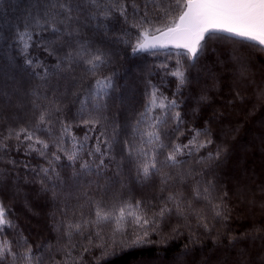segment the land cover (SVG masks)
I'll return each instance as SVG.
<instances>
[{"label": "snow or ice", "instance_id": "1", "mask_svg": "<svg viewBox=\"0 0 264 264\" xmlns=\"http://www.w3.org/2000/svg\"><path fill=\"white\" fill-rule=\"evenodd\" d=\"M128 52L164 55L163 78ZM262 56L264 0H0V193L50 210L35 234L0 197V264L157 244L163 264H264V220L229 223L234 197L264 208V167L244 159L264 153ZM230 107L255 117L236 143Z\"/></svg>", "mask_w": 264, "mask_h": 264}, {"label": "trees", "instance_id": "2", "mask_svg": "<svg viewBox=\"0 0 264 264\" xmlns=\"http://www.w3.org/2000/svg\"><path fill=\"white\" fill-rule=\"evenodd\" d=\"M10 14L14 15L15 13L11 12ZM264 58V56L260 57ZM132 61L137 69V73L140 70H143L145 75L148 72H151V76L154 83L159 82L163 78V73L159 70L155 65H158L162 61L165 60L164 55H160L158 57H153L147 53L137 54L133 56L130 52L126 54V59L122 60L121 63H126L127 61ZM165 80H170V77L164 78ZM125 86H127V82H125ZM174 85H169V88L166 89L170 93L172 89H174ZM143 85H140L139 88H134L132 92L129 93V96H135V100L133 103L136 107H139V102L141 100V92ZM227 90H225V95H227ZM220 102H223L222 100ZM187 103V101H186ZM217 111L224 112L225 109L217 108ZM260 111H264V107L258 105V111L256 115L260 114ZM211 113H209L210 115ZM226 118L235 122V121H243V126L241 127L239 135L236 136L235 139H231V143H236L237 140L241 139L247 127L251 126L252 120L255 118L254 116L246 117L243 114V111L240 109H232L231 107L226 112ZM226 128L228 126H225ZM248 153L251 154V157L247 158V155L244 156V153L241 152V155L244 156L245 161H247L250 165V169L254 171H259L261 167H264V153H253L251 149L248 150ZM256 160V161H255ZM259 160V161H258ZM251 172L248 174H242L241 179L239 180V186L247 184L249 181V176ZM237 182L234 180L233 185L235 186ZM13 192L11 189L0 193V197L5 199V202L9 207L16 211V219L17 221L25 226L30 232L35 234H42L43 236H47L46 226L49 223L48 221V213L49 209L45 206L43 200L33 197L30 205L25 206L22 198L12 199ZM25 193L22 191L20 196L23 197ZM238 197L233 198V203L237 205L236 212L239 214H234L232 220L229 222L235 226V231H242V225H250L255 222H259L264 220V208L260 207L259 203L255 206L249 205L245 203H238ZM256 199H260V195L257 194ZM243 208V211L240 209ZM241 215H244L243 219H239ZM225 243H227L225 241ZM198 249L203 248L206 253L211 252V248L213 247V242L211 240H204L202 244L196 246ZM175 253H168L167 255H174ZM199 255V252L197 253ZM165 254L161 251L160 245H152L150 247H144L139 249L126 250L124 252H120L117 250L116 254L108 257L110 264H163Z\"/></svg>", "mask_w": 264, "mask_h": 264}, {"label": "rangeland", "instance_id": "3", "mask_svg": "<svg viewBox=\"0 0 264 264\" xmlns=\"http://www.w3.org/2000/svg\"><path fill=\"white\" fill-rule=\"evenodd\" d=\"M249 157H251V154L250 153H247V158H249ZM256 161V160H255ZM259 161V160H258ZM244 217H246V216H244V215H241L240 217H239V219H243Z\"/></svg>", "mask_w": 264, "mask_h": 264}]
</instances>
